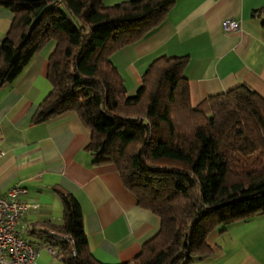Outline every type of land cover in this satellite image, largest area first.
<instances>
[{
  "label": "trees",
  "instance_id": "obj_1",
  "mask_svg": "<svg viewBox=\"0 0 264 264\" xmlns=\"http://www.w3.org/2000/svg\"><path fill=\"white\" fill-rule=\"evenodd\" d=\"M176 0H0L13 12L0 37V88L48 41L51 89L30 123L77 113L93 163H114L137 204L160 217L158 230L129 260L91 252L76 196L54 187L60 222L28 234L56 248L65 264H195L214 251L208 233L264 212V96L245 82L193 105L187 55L161 54L133 95L112 53L153 31ZM251 15L264 27V5ZM66 234L68 237L63 236Z\"/></svg>",
  "mask_w": 264,
  "mask_h": 264
},
{
  "label": "crops",
  "instance_id": "obj_2",
  "mask_svg": "<svg viewBox=\"0 0 264 264\" xmlns=\"http://www.w3.org/2000/svg\"><path fill=\"white\" fill-rule=\"evenodd\" d=\"M121 0H103L113 4ZM264 0H176L161 24L145 37L111 55L133 95L142 72L158 55H187L184 73L193 105L209 94L245 82L264 96V27L251 15ZM13 12L0 5V37ZM239 27L224 31L223 18ZM48 41L20 73L0 88V193L14 184L36 205L20 217L17 228L25 237L33 224L60 222L62 203L54 187L78 199L88 245L100 261L116 263L135 256L159 228L160 217L137 204L114 163H93L84 149L88 133L77 113L65 111L30 123L39 102L52 85L46 76ZM214 251L195 264H264V212L230 223L207 236ZM34 264H65L41 246Z\"/></svg>",
  "mask_w": 264,
  "mask_h": 264
},
{
  "label": "built area",
  "instance_id": "obj_3",
  "mask_svg": "<svg viewBox=\"0 0 264 264\" xmlns=\"http://www.w3.org/2000/svg\"><path fill=\"white\" fill-rule=\"evenodd\" d=\"M221 26L224 31H233L239 27V21L233 17L223 18ZM26 191V187L14 184L0 193V264H34L41 246L53 255L57 253L56 248L45 243L37 245L18 230L17 223L22 214L36 205L22 199L21 195Z\"/></svg>",
  "mask_w": 264,
  "mask_h": 264
}]
</instances>
